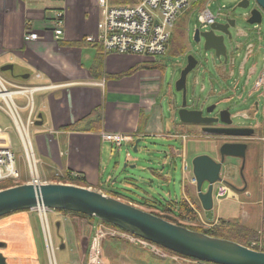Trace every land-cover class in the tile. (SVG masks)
Here are the masks:
<instances>
[{
  "label": "crops",
  "instance_id": "obj_1",
  "mask_svg": "<svg viewBox=\"0 0 264 264\" xmlns=\"http://www.w3.org/2000/svg\"><path fill=\"white\" fill-rule=\"evenodd\" d=\"M57 11L63 12V34L59 39H55L51 33ZM97 19V0H0V66L12 65V69L6 71L16 79L6 78L8 80L46 86L34 93L37 97L34 120L40 114L41 124L32 126V147L45 176L42 178L57 182L56 178L62 180L67 176H83L87 187L113 196L114 192L104 188L105 172L108 170L104 165L108 162L105 149L107 146L117 147L104 140L102 133L129 135L132 142L127 144L132 146L136 139L139 141L143 136L177 135L183 146L188 132L176 124L177 108L171 103L168 105L170 124L177 131H170L165 124L158 104L161 71L148 64L153 62L150 57L110 51L104 53L99 44L85 41L86 36L95 33ZM27 31L36 32L38 38L25 40ZM246 59L240 63L237 77L231 67H225L226 63L222 62L224 66L220 67L221 78L225 81L230 77L233 93L238 90L239 80L244 77ZM15 69L18 70L16 75L13 74ZM131 70L132 73L125 74ZM250 76L244 79L245 85ZM254 106L258 107L257 102ZM250 128L253 133L245 140L260 142L258 169H261L263 146L260 138L264 135V114L257 125L259 134L254 135V128ZM181 156H184L183 149ZM260 172L258 170L256 192L250 186L248 188L250 182L247 177L242 188L230 187L231 191L226 197L219 201L213 199L217 211L219 209L223 214L212 217V223L222 220L233 227L238 225L256 232L264 228V185ZM190 176L182 180L181 199L189 202L200 218V202ZM237 204L246 208L238 215L232 210V206ZM51 214L54 221L60 220L67 234L74 235L78 228L84 226L79 227L84 217L76 214L55 210ZM71 221L77 223L76 230L71 227ZM41 232L38 212L23 210L1 217L0 241L4 243L1 252L6 264L13 257L6 248L10 250L12 246L19 251L27 250L31 258L36 257L33 235L39 237ZM162 259L164 263L157 264H198L184 258ZM19 263L24 264L21 260ZM33 264H40L37 257Z\"/></svg>",
  "mask_w": 264,
  "mask_h": 264
},
{
  "label": "rangeland",
  "instance_id": "obj_2",
  "mask_svg": "<svg viewBox=\"0 0 264 264\" xmlns=\"http://www.w3.org/2000/svg\"><path fill=\"white\" fill-rule=\"evenodd\" d=\"M238 1L204 0L205 3L208 2V8L215 16V21L220 23L224 22L225 15L235 7ZM253 6L254 1L251 0L247 8L234 9L231 16L236 19V23L233 28H230L231 39L227 37L224 39L228 56V62L225 64V67H231L235 77H237L240 63L249 49L244 64V77L239 80V88L234 93L231 90L233 83L229 84L231 82L229 80L230 77L225 78L224 81L220 76V67L224 65L215 57L214 50L203 48V38L198 42L193 39L194 30L200 27L197 19L200 8L194 6L186 11L181 9L178 12L177 22L181 21L186 25V33L184 35L185 51L183 54H173L172 52L180 49V43L171 44L168 42L166 44V52L156 56L155 62L148 63L150 65H161L158 104L163 114L164 122L170 131L175 132L177 130L171 128V114L168 111V105L171 103L175 105L174 108H178L181 104V92L175 90L174 83L186 63V56L191 54L197 60V65L186 75L187 107L200 108L203 113H206V108L214 104L215 108L210 112L211 114H218L220 110L227 108L232 118V126L253 127L254 135L259 134L257 125L263 119L264 94L262 89L257 91L252 90L254 80L264 68V15L260 24H248L246 22V14L249 13ZM218 12L219 14H217ZM207 29H209V26L201 28L200 31ZM242 33H246V35ZM171 34L172 37L175 36L173 29L171 30ZM169 48H171L170 52ZM231 58H233V64L230 65ZM250 68L255 69V73L250 76L248 83L245 85L243 81L248 76L247 73ZM17 73L18 70L15 69L13 74L16 75ZM1 75L4 78L14 79V76L9 71L2 72ZM169 95L170 97L168 98ZM14 99L20 106L25 103L24 97L14 96ZM36 102L37 97L33 94L34 109ZM255 102L258 104L257 108L254 106ZM21 114L25 116V111L21 110ZM176 119V124L182 126L183 131L188 132L183 146L177 135H171V137L143 136L137 143L136 151H133L131 144H127L128 142H132L131 136V139L126 142L127 145H124V143L120 149L107 146L105 151L107 152L108 162L105 159L106 164L104 165L108 170L105 172L104 182L106 185L104 188L114 192V194H119V198L125 201L137 202L142 200V198H148L157 208H162L169 203H177L182 197V180L188 179L192 172V159L197 155L205 154L214 160H218L219 146L223 142L235 140L223 135L205 134L201 131L199 125L180 123L177 113ZM0 126L7 129L12 151L16 157V164L19 170V178L16 181L24 183L29 180V174L24 161L23 147L10 118L2 110H0ZM33 128H30L29 131L31 145L34 143ZM246 143L247 149L243 168L240 167L238 157L227 156L224 158V164L221 165L220 175L222 181L236 189L242 188L248 177V182H250L248 188L250 189L251 187L256 192L260 163V142L248 140ZM182 149L184 151V160L189 165L188 169L184 172H182ZM30 156L36 161L35 165L40 180L49 182L50 179L42 178V176H45L42 175L40 162L34 149H32ZM124 164H126L125 167ZM111 184H113L112 187ZM206 186L207 183L204 182L202 189L204 190ZM187 203L189 204V202ZM196 204L198 205L197 202ZM200 207L198 210L200 218L196 213V220L191 222L186 218L183 222L186 224H198L204 228H210L212 225L219 224V221L212 223V217L223 214L219 209L217 211L215 204L209 210H204ZM244 208L245 205L241 204L232 206V210L237 215ZM31 212L39 213L38 209L31 210ZM82 220L81 223L79 222V227L84 226L78 228V232L74 235L67 234L66 229H62L60 220L57 228L51 211H47V223L45 221L44 223L48 227L56 264H86L90 251L91 237L103 222L86 218H82ZM69 223L74 228L73 230H76L75 224L77 225V223L72 221ZM103 225L110 228L106 224ZM259 234L260 232H258ZM107 237L100 242L103 264H147L145 260L151 262V264H157L158 262L164 263L162 258L169 257L173 258V260L177 258L173 254L165 252L159 246L150 247L142 245L130 237L122 236L123 240H126L127 243L122 239L118 240L114 238V235L110 233H108ZM229 237H232V234H229ZM33 242L37 254L36 257L40 264H48V255L43 235L41 236V233H39L38 237L34 234ZM61 243L63 244V248H59ZM259 245H262V243L260 242ZM6 251L10 255H13V257L8 259L9 264H20V260L24 264L29 262L33 264L35 262L36 257L31 258V253L28 254L27 250L19 251L16 247L12 246L10 250L6 248Z\"/></svg>",
  "mask_w": 264,
  "mask_h": 264
},
{
  "label": "water",
  "instance_id": "obj_3",
  "mask_svg": "<svg viewBox=\"0 0 264 264\" xmlns=\"http://www.w3.org/2000/svg\"><path fill=\"white\" fill-rule=\"evenodd\" d=\"M256 7L250 9L246 22L257 25L261 23L264 13V0H253ZM249 0H239L233 10L247 8ZM236 19L225 16L223 23L213 22L208 30L193 32L194 41L203 38V48L214 50L215 57L225 64L227 61L225 37L231 39L230 28L235 26ZM197 65L191 54L186 56V63L174 83L175 90L181 92V104L176 113L181 123L199 125L203 133L218 136H249L253 133L250 127L232 126V118L227 108L218 112L217 116H204L201 109H189L186 101V75ZM12 65L0 66V72L11 70ZM25 77V76H22ZM215 105L206 108V113L214 110ZM35 125H40V114ZM223 126H212L213 123ZM136 139L133 151H136ZM245 142H223L219 146V160L208 155L195 156L191 161L192 174L196 180L197 196L202 209L209 210L213 205V184L221 180L220 170L225 157L241 158L243 167ZM126 165L124 164V167ZM207 186L203 190L202 184ZM44 208L66 210L94 217L112 224L125 232L146 242L158 245L179 255L212 264H264V251L250 248L229 238L216 237L200 231L189 229L183 225L170 222L135 204L117 197L104 194L90 187L71 183L45 182L33 184L24 182L0 189V217L12 212ZM56 226L59 223L56 222ZM4 243L0 241V248ZM59 248H63L61 243ZM0 264H6V258L0 251Z\"/></svg>",
  "mask_w": 264,
  "mask_h": 264
},
{
  "label": "built area",
  "instance_id": "obj_4",
  "mask_svg": "<svg viewBox=\"0 0 264 264\" xmlns=\"http://www.w3.org/2000/svg\"><path fill=\"white\" fill-rule=\"evenodd\" d=\"M198 0H137L131 5H111L109 0H97L98 19L95 33L85 37L90 43L99 44L104 53L116 52L120 54H138L155 59L156 56L165 53L166 43L170 36L178 12L189 8ZM208 2H203L199 6L198 22L199 28H206L215 20V16L208 8ZM219 14V12L217 13ZM62 11H57L54 15V25L52 36L57 39L63 34ZM38 34L33 31L25 33V40H35ZM255 69L248 71L254 73ZM44 85L19 84L6 80L0 75V110L10 118L17 136L24 151V161L28 168L29 180L33 184L41 181L36 169V161L30 156L32 145L29 131L33 125V94L42 90ZM11 88V89H10ZM254 90L262 89L264 94V68L258 74L253 84ZM14 96L25 98L23 105H18ZM25 111V116L21 114ZM102 138L109 141L114 147H121L131 138L125 134L102 133ZM262 142L261 161V183L264 185V135L260 138ZM187 169V164L182 158V171ZM19 178V170L16 164V157L12 151L10 137L5 127L0 126V181L16 180ZM195 183V179H191ZM230 193L229 187L224 183H219L214 196L217 200L226 197ZM43 237L45 241L48 264H56L53 246L49 237L46 221V212L38 208ZM47 230V232H46ZM114 234L115 230L99 225L90 241V251L86 264H103L100 242L106 236Z\"/></svg>",
  "mask_w": 264,
  "mask_h": 264
},
{
  "label": "trees",
  "instance_id": "obj_5",
  "mask_svg": "<svg viewBox=\"0 0 264 264\" xmlns=\"http://www.w3.org/2000/svg\"><path fill=\"white\" fill-rule=\"evenodd\" d=\"M136 1L137 0H109L111 5H117V4L118 5H131V4L136 3ZM203 2H204V0H198L196 3L192 4L191 7L199 6ZM177 20H178V18L175 20L173 28H172L175 31V36L172 37V34L170 33V37L168 39V42L171 44L172 43H175V44L180 43V49L176 50L172 53L173 54H179V53L183 54V52L185 51V47H184L185 37H184V35L186 33V25L184 24V22H181V21L177 22ZM170 50H171V48H169V52H170ZM151 66L159 68L161 71V65L152 64ZM132 72H133V70H131L125 74H130ZM122 75H124V74H122ZM55 180L57 182L60 181L62 183H71V184L87 187L84 177L79 176V175L67 176L66 178H62V180H59L56 178ZM19 183H22V182L12 181V180H3V181H0V189L6 188L9 186H13V185L19 184ZM113 196L119 198V194L115 193V194H113ZM127 202L136 204V205L142 207L143 209H146L147 211H149V212H151L157 216H160V217H162V218H164L170 222L183 225L189 229L200 231V232H203L205 234L216 236V237L229 238V239H232L234 241H237L238 243L246 245L250 248L264 251V228L261 229L260 234H259L260 236H259L258 232H256V231H253L251 229L241 227L238 225L233 227L232 225H229L227 222H224L222 220H219V224L212 225L210 228H204L198 224H189V223L186 224V223H184L183 220H185L186 218H187V220H190L191 222L196 220V218H197V214H196L195 210L184 199H181L177 203H169V204L163 206L162 208H157L156 205H153L146 198H142V200L137 201V202H133V201H127ZM57 211L69 213V211H66V210H57ZM71 213L76 214V215L81 216V217H84V218L89 219V220H93V219L97 220L94 217L87 216V215H84L81 213H76V212H71ZM4 216H6V215H4ZM1 217H3V216H1ZM102 222L108 226L115 228L119 232H125L124 230H122V229H120V228H118L112 224H109V223L104 222V221H102ZM229 234H232V237H229ZM259 237H260V240H259ZM114 238H116L118 240H121V239L123 240V238L119 235L114 236ZM123 241L125 243H127L126 240H123ZM259 241L262 243V245H259L260 244ZM157 247H158V245H157ZM160 248L169 254L177 255L181 258L194 261L198 264H212V263L199 261V260L194 259V258L179 255L177 253H174V252L169 251V250L162 248V247H160ZM145 262H147V264H151V262H148L147 260H145Z\"/></svg>",
  "mask_w": 264,
  "mask_h": 264
},
{
  "label": "flooded vegetation",
  "instance_id": "obj_6",
  "mask_svg": "<svg viewBox=\"0 0 264 264\" xmlns=\"http://www.w3.org/2000/svg\"><path fill=\"white\" fill-rule=\"evenodd\" d=\"M250 2H251V0H249V4H250ZM237 4V3H236ZM249 6V5H248ZM257 6V8H258V5H256L255 3H254V6L253 7H256ZM237 8V7H236ZM232 12H234V10L232 9L230 12H227V14L225 15V16H227V17H232L231 16V14H232ZM263 15H264V13L262 14V17H263ZM249 15L248 14H246V19H247V17H248ZM231 31V30H230ZM243 35H246V33H242ZM248 53H249V49H248ZM247 53V54H248ZM247 54L245 55V57H247ZM245 57H244V59H245ZM222 58V57H221ZM228 62V56H227V61H226V63ZM202 89H203V86H202ZM189 109H193L194 107H188ZM195 109V108H194ZM196 109H198V108H196ZM200 109V108H199ZM202 110V109H201ZM202 115H206V116H217V114H211V113H203V111H202ZM212 126H223V124H221V123H219V122H217V123H213V124H211ZM206 134V133H205ZM218 136V135H217ZM226 137H229V138H234L235 140H229L228 142H245L246 143V136H226ZM239 158V157H238ZM219 159H220V157H219ZM239 160H240V165L242 164V161H241V158H239ZM222 164H224V161H223V163ZM241 167V166H240ZM241 168H243V167H241ZM261 169L259 168V171H260ZM4 247V246H3ZM2 247V248H3ZM1 248V249H2ZM0 249V250H1Z\"/></svg>",
  "mask_w": 264,
  "mask_h": 264
}]
</instances>
